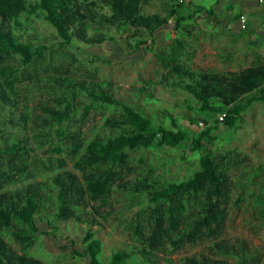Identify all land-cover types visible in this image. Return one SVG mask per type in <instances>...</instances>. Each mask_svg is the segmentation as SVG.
I'll list each match as a JSON object with an SVG mask.
<instances>
[{
    "label": "trees",
    "instance_id": "16d2710c",
    "mask_svg": "<svg viewBox=\"0 0 264 264\" xmlns=\"http://www.w3.org/2000/svg\"><path fill=\"white\" fill-rule=\"evenodd\" d=\"M145 1L0 0V264H45L31 257L29 251L39 236L60 241L55 234L58 221L88 227L78 242L70 240L59 246L60 251L83 264H177L161 254L200 238L209 242L206 254L182 258L180 264H263L260 248L253 247L248 239L226 237L225 223L229 210L236 208L250 214L254 230L264 229V165L250 169L248 161L234 157L230 162L228 155L215 154L211 147L213 133L220 126L236 129L243 113L264 101V59L234 72L193 68L189 51L193 32L184 22L202 12L212 15V8H191L177 1L176 5H167L166 16H161L145 14ZM32 18L53 29V42L33 39ZM169 20L175 38L153 54L160 80H146L145 85L133 90L153 98L156 87L171 83V88L189 94L199 104L200 112L217 118L224 114L222 122L215 119L212 124L188 118L190 123L203 126L194 134L180 129L167 113L173 130L154 125L138 109L117 99L111 82L78 78L65 66L76 44L109 48L115 42L119 46L117 55L136 56L146 45L142 38H150L154 44ZM50 60L60 62L53 64ZM20 85L39 93L49 91V103L39 106L47 115L41 125L20 100ZM78 95L89 101L82 108L83 115L94 105L119 108L118 118L103 121L104 128L118 130V134L85 141L68 133L64 124L72 117ZM14 111H19L17 116ZM55 124L59 137L72 140L68 150L75 158L72 168L81 176L67 169L59 144L43 151L47 145L43 140L49 134L41 127ZM184 143L190 152L201 154L197 168L187 178L159 187L153 186L157 181L148 182L146 177L126 180L127 151L176 148ZM33 145L38 151L58 156L40 158ZM31 168L51 173L50 179L35 181ZM114 192L122 193L130 209L138 207L129 223L134 246L113 252L102 263V244L91 229L113 217L112 210L102 209H112ZM47 207L50 218L42 216Z\"/></svg>",
    "mask_w": 264,
    "mask_h": 264
},
{
    "label": "rangeland",
    "instance_id": "374dc122",
    "mask_svg": "<svg viewBox=\"0 0 264 264\" xmlns=\"http://www.w3.org/2000/svg\"><path fill=\"white\" fill-rule=\"evenodd\" d=\"M177 1L146 0L143 4V12L145 14L166 16V6L172 5V3L176 5ZM183 3L190 5L191 8L198 5L197 0H186ZM200 4L207 6L210 2L203 1ZM214 20L213 16L200 14L194 20L184 22V25L193 32V37L197 38V41L193 40V37L190 40V44H192V48L189 50L191 55L190 65L193 68L209 71H225L228 69L226 62L220 64L213 58V52L224 54L232 43L227 34L214 31V27L217 28ZM31 22L30 34L33 39L47 43L55 40V33L47 24L34 18ZM172 23L169 22V25L163 27L157 33L154 44L150 42V38H142L146 45L142 47L144 49H141L140 54L136 56L117 55L118 52L115 53V50L119 46L115 42L111 43L109 48L103 45L85 47L76 44L73 48L77 47V49L73 50V55L65 66L71 75L78 78L96 77L99 80L111 82L115 97L138 109L143 115L150 118L154 125H161L166 129L173 130L167 113L175 120L180 129L188 134H194L203 126L196 122L194 124L190 123L188 118L204 119L210 124L218 118L207 111L200 112L198 110L199 104L189 94L183 90L171 88V86H168L171 83L156 87L153 90V98L142 97L133 90V88L145 85L144 81L146 80H160L158 66L153 54L157 48L169 44L175 38L176 33L173 30ZM111 32L114 31L111 30ZM96 57H99L100 60H96ZM50 62L57 64L60 61L50 60ZM18 90L20 100L27 104L31 111L32 119L41 125L46 120L47 115L40 110L39 106L43 102L49 103L47 97L49 91L44 90L43 93H39L34 88L26 85H20ZM88 104L89 101L84 95H78L71 110L72 117L69 122L64 124L67 132L75 133L85 141L96 137L104 139L110 135L118 134V130L111 131L104 128L103 121L105 118H118L120 115L119 108L94 105L86 115H83L82 108ZM19 111H14V115L17 116ZM4 113V110L1 111V117ZM56 128V124L51 128L41 127V129H46L49 134L48 138L43 140L44 143H47L43 151H50L55 144H59L64 150L62 156L67 162V169L81 176V173L74 171L72 168L75 158L68 151L72 140L59 137ZM28 129H30V125H28ZM40 131L44 134L42 130ZM10 132L15 131L11 130ZM29 134L31 133L29 132ZM213 134L215 139L211 149L215 154L228 155L230 162L234 157L238 160L248 161L250 169L263 166L264 101L254 103L243 113V119L236 129L227 130L220 126V129ZM33 146L36 149L35 154L39 155L40 158L46 159L49 156H58L47 152L43 153L37 150V146ZM126 154L129 167V170L125 169L126 180L135 181L146 177L148 182L152 180L158 182V184L153 185L155 187L187 178L197 168L201 155L199 152H190L187 143L176 148L140 149L138 151H127ZM31 169L35 174V181L50 179L51 173L40 172L35 168ZM250 172L249 170L248 174ZM110 205L112 209L106 207L102 210H112L113 217L103 226L91 229L94 238L102 244V253L99 258L102 263L107 262L113 252L127 250L134 246L129 223L135 217L138 207L130 209L128 207L129 203L119 192H114ZM118 212H123V214ZM50 213L51 210L47 207L42 216L46 217L47 215L50 218ZM56 226L57 231L55 234L60 238V241L56 242L50 237L39 236L29 251V255L40 259L45 264H81L79 260H72L65 252L60 251L59 246L70 240L78 242L88 230V227L78 225L72 221H58ZM253 226L249 213L231 208L225 223V235L227 238L232 239L237 237L248 239L253 247L260 248L264 260V229L254 230ZM6 239L8 240V238ZM208 243L205 238H200L192 243H183L176 248H169L161 256L171 258L174 262L180 264L182 258L206 254ZM11 245L14 249L16 248L14 244Z\"/></svg>",
    "mask_w": 264,
    "mask_h": 264
},
{
    "label": "crops",
    "instance_id": "0c3cea01",
    "mask_svg": "<svg viewBox=\"0 0 264 264\" xmlns=\"http://www.w3.org/2000/svg\"><path fill=\"white\" fill-rule=\"evenodd\" d=\"M184 1L186 0H183V2ZM197 1V6H202L206 9L212 8V15H208L205 12H202L201 15L205 14L206 16H213L215 19V26H217V28L214 27V31L220 34H227L228 38L232 42L230 44L231 47H228L226 49L227 52L224 54H221L220 52H217L216 54V51L213 52V58L215 60H217L220 64L226 62L228 65V69L225 71L234 72L237 70H243L252 66L257 59H264V1L261 4H259L257 0ZM203 1H208L210 4L207 6L200 4V2ZM240 16H244L246 19L244 29L241 28V24L239 22ZM79 261L83 264L82 260Z\"/></svg>",
    "mask_w": 264,
    "mask_h": 264
},
{
    "label": "built area",
    "instance_id": "2783aa9c",
    "mask_svg": "<svg viewBox=\"0 0 264 264\" xmlns=\"http://www.w3.org/2000/svg\"><path fill=\"white\" fill-rule=\"evenodd\" d=\"M257 1H258L259 4H261L264 0H257ZM182 2H183V0H179V3H182ZM169 22L172 23V20H169ZM239 22H240V24H241V28L244 29V28H245V22H246L245 17H244V16H240V17H239ZM263 42H264V32H263ZM223 118H224V114H220V115L218 116V120H219L220 122H222ZM199 124H200V123H199ZM200 125H201V124H200Z\"/></svg>",
    "mask_w": 264,
    "mask_h": 264
}]
</instances>
